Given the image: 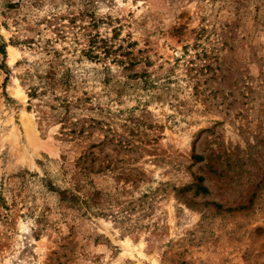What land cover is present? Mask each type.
Listing matches in <instances>:
<instances>
[{"label": "rangeland", "instance_id": "1", "mask_svg": "<svg viewBox=\"0 0 264 264\" xmlns=\"http://www.w3.org/2000/svg\"><path fill=\"white\" fill-rule=\"evenodd\" d=\"M0 264H264V0H0Z\"/></svg>", "mask_w": 264, "mask_h": 264}]
</instances>
